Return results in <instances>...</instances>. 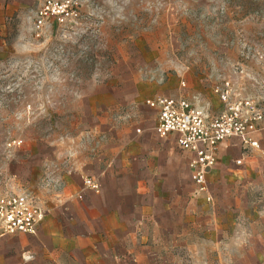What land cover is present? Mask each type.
I'll list each match as a JSON object with an SVG mask.
<instances>
[{
  "label": "crops",
  "instance_id": "crops-1",
  "mask_svg": "<svg viewBox=\"0 0 264 264\" xmlns=\"http://www.w3.org/2000/svg\"><path fill=\"white\" fill-rule=\"evenodd\" d=\"M27 3L0 0V52ZM169 16L163 33L170 31L165 23L174 22ZM126 54L125 49L116 65L90 80L71 106L78 128L73 144L51 140L35 146L28 180L60 185L33 197L44 216L32 235L0 238V264H171L181 262L176 250L183 248L194 264H207L214 248H220V263L229 256L232 264H264V207L254 209L244 187L229 192L222 185L229 176L263 190L264 156L235 138L222 142L206 174L211 200L204 203L190 180L192 154L178 148L175 134H156V112L145 101L202 96L212 103L205 110L216 114L221 104L210 76L192 67L169 73L161 65L157 77L148 76L156 70L153 59ZM256 138L264 151V129ZM222 148L223 155L236 157L218 163ZM86 178L97 191L84 185ZM232 208L245 226L222 225Z\"/></svg>",
  "mask_w": 264,
  "mask_h": 264
},
{
  "label": "rangeland",
  "instance_id": "rangeland-1",
  "mask_svg": "<svg viewBox=\"0 0 264 264\" xmlns=\"http://www.w3.org/2000/svg\"><path fill=\"white\" fill-rule=\"evenodd\" d=\"M42 1L29 0L20 10L0 52V196L15 192L35 197L60 185L28 180L35 146L51 140L73 144L78 128L71 106L90 80L119 62L125 49L127 57L153 59L156 70L148 76L157 77L160 65L169 73L192 67L206 72L210 85L230 80L240 96L264 105V0H74L83 16L78 28L52 24L36 37L33 18ZM165 14L174 22L165 23L170 31L163 33ZM191 102L212 109L202 96ZM12 140L20 146L8 148ZM222 152L218 163L236 157ZM224 179L223 188L236 192L244 187L249 204L264 207V189H254L250 181ZM237 215L232 208L222 225L245 226ZM177 251L181 262L171 264H194L187 249ZM219 252L214 248L207 264H232L229 256L220 263Z\"/></svg>",
  "mask_w": 264,
  "mask_h": 264
},
{
  "label": "built area",
  "instance_id": "built-area-1",
  "mask_svg": "<svg viewBox=\"0 0 264 264\" xmlns=\"http://www.w3.org/2000/svg\"><path fill=\"white\" fill-rule=\"evenodd\" d=\"M82 20L80 7L74 0H43L33 18L35 36L39 37L52 24L63 29L78 28ZM212 92L221 104V109L213 115L188 100L159 97L145 101L156 112V134L160 138L175 134L178 148L192 154L188 164L190 180L196 194L205 195L207 202L211 198L206 174L216 165L217 149L222 142L235 138L245 150L258 151L264 156L256 138L264 129V105L260 100L240 96L230 80H221L212 87ZM6 146L19 147L20 142L12 140ZM240 163L236 161L237 165ZM84 185L98 190L91 178L84 179ZM43 216V209L33 197L5 192L0 196V238L12 233L32 235Z\"/></svg>",
  "mask_w": 264,
  "mask_h": 264
}]
</instances>
